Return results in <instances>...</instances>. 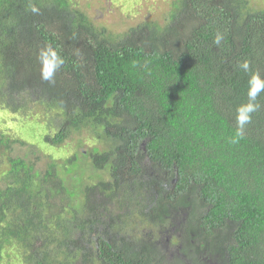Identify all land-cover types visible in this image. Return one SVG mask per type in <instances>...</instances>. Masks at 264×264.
<instances>
[{"label":"trees","instance_id":"obj_1","mask_svg":"<svg viewBox=\"0 0 264 264\" xmlns=\"http://www.w3.org/2000/svg\"><path fill=\"white\" fill-rule=\"evenodd\" d=\"M87 1L0 0V264H264V92L235 121L264 0H171L124 32Z\"/></svg>","mask_w":264,"mask_h":264},{"label":"rangeland","instance_id":"obj_2","mask_svg":"<svg viewBox=\"0 0 264 264\" xmlns=\"http://www.w3.org/2000/svg\"><path fill=\"white\" fill-rule=\"evenodd\" d=\"M86 4L87 6L95 4L93 9L97 10L95 19L98 20L105 21V17L101 16L99 8L107 9L110 14L109 18H106L107 24L119 32H124L125 29L138 26L146 20L162 24L171 10V0H88L86 3H81L80 5L83 7ZM121 23L123 24L122 26ZM81 134L83 136L77 134L76 137L67 143V146H70L72 149L75 148L74 152L78 150L77 145L79 141L83 140L82 143L86 147L83 150H87L91 142L90 138H87L90 136L89 133L85 135L86 132H82ZM74 152H70L67 149L65 155L71 156ZM147 232V230H144L143 234Z\"/></svg>","mask_w":264,"mask_h":264},{"label":"clouds","instance_id":"obj_3","mask_svg":"<svg viewBox=\"0 0 264 264\" xmlns=\"http://www.w3.org/2000/svg\"><path fill=\"white\" fill-rule=\"evenodd\" d=\"M223 40L222 34H217L214 43L216 45H220ZM52 61L51 63L49 61ZM40 61H41V75L44 80L51 81L56 71H58L63 65V58L58 54L54 53L52 49H45L40 53ZM238 68L243 70L244 72H251L250 61L244 60L238 64ZM249 88H248V102L245 104H241L236 109V138H243L245 127L252 120V114L256 112L261 105L257 103V97L264 92V78L260 76V74L253 73L249 79ZM232 142H237L236 139H233Z\"/></svg>","mask_w":264,"mask_h":264}]
</instances>
